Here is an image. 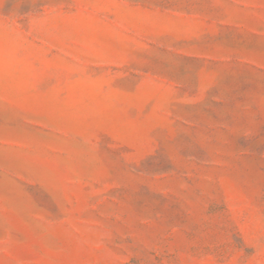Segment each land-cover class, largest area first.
Wrapping results in <instances>:
<instances>
[{"label":"rangeland","instance_id":"rangeland-1","mask_svg":"<svg viewBox=\"0 0 264 264\" xmlns=\"http://www.w3.org/2000/svg\"><path fill=\"white\" fill-rule=\"evenodd\" d=\"M0 264H264V0H0Z\"/></svg>","mask_w":264,"mask_h":264}]
</instances>
